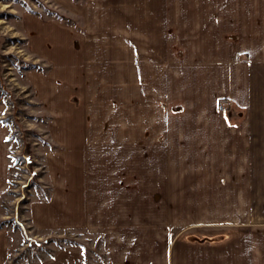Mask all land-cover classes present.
<instances>
[{
	"label": "crops",
	"instance_id": "crops-1",
	"mask_svg": "<svg viewBox=\"0 0 264 264\" xmlns=\"http://www.w3.org/2000/svg\"><path fill=\"white\" fill-rule=\"evenodd\" d=\"M78 8L84 26L79 33L96 45L85 50L121 61L120 69H108L106 75L120 77L122 114L114 123L108 115L111 121L101 131L96 127L81 136L68 126L53 138L61 149L47 158V180L54 189L49 196L36 191L29 218L37 229L52 234L86 229L103 236L107 262L102 264H173L170 203L178 171L206 173L196 184L206 199L214 192L223 195L225 188H236L242 197L256 186L251 161L241 159L251 155L250 146L264 134V0H218L216 7L213 25L223 45L220 55L234 62L218 73V95L231 101L237 122L227 115L211 116L209 72L203 68L193 74L201 82L188 83L178 98L169 84L161 91L150 80L171 73L162 60H177L180 44L188 47L184 59L203 57V50L193 51L194 44H208L214 34L208 5L193 0H85ZM64 43L67 55L73 42ZM229 44L233 50L227 49ZM79 88L94 93L80 94L84 105L102 101L99 84ZM53 97L57 104L69 95ZM174 99L179 102L173 104ZM2 112L0 106V118ZM94 117L93 111L81 118L82 129L97 126ZM7 136L0 123V196L10 179ZM211 156L217 163L211 164ZM210 171L231 172L232 180H210ZM10 235L0 233V264L11 251ZM37 264H84V253L70 245Z\"/></svg>",
	"mask_w": 264,
	"mask_h": 264
},
{
	"label": "rangeland",
	"instance_id": "rangeland-1",
	"mask_svg": "<svg viewBox=\"0 0 264 264\" xmlns=\"http://www.w3.org/2000/svg\"><path fill=\"white\" fill-rule=\"evenodd\" d=\"M83 2L85 0H0V106L3 111L0 123L8 129L10 159L9 184L0 196V233L11 232V251L2 264L41 263L70 245L82 248L84 264L107 262L103 236L86 229L65 230L60 234H56L58 230H51L56 231L52 234L37 229L28 214L37 190L42 189L49 196L54 189L47 180L46 165L48 155L60 149L53 138L68 126L76 128L75 134L81 136L84 131L95 132L96 127L101 131L107 121H111L108 115L111 114L114 123V118L122 114L120 77L106 75L108 69H120L121 61L97 58L94 51L85 50L96 45L79 33L84 30L78 12ZM193 2L204 3L211 11L214 34L210 43L194 44L193 53L203 50V57L184 59L188 47L180 44L177 60H162L171 73L150 77L151 83L161 87V91L163 85L169 84L177 91L178 98L185 93L188 83L201 82L202 77L193 74L203 68L209 72L211 116L227 115L232 122H237L231 101L218 95V73L234 63L228 62L227 54L226 57L220 55L223 45L217 42V28L213 25L218 0ZM65 41L73 42L69 45L72 53H67L68 58ZM226 47L233 50V44ZM89 84H99L102 89V101L99 99L98 104L92 106L84 105L80 98L85 91L87 95L94 94L88 91L90 88L84 91L79 88ZM53 94L69 97L56 104ZM111 100L116 101L115 104ZM173 102L179 101L174 99ZM171 110L175 112L176 106H171ZM93 111L97 126L90 128L87 124L82 129L81 118ZM250 149H253L251 155H245L241 161H251L256 186L243 189L246 192L242 197L237 196L236 188H225L223 195L214 192L207 199L203 198V189L196 184L206 173H176L177 187L170 203L174 216L172 238L176 239L173 264H264V134ZM210 162L217 163V157L211 156ZM208 176L210 180L224 178L227 182L232 180L233 173L223 176L210 171ZM247 176L248 172L244 173L243 179ZM209 189L216 191L217 187ZM103 193L105 191L99 195Z\"/></svg>",
	"mask_w": 264,
	"mask_h": 264
},
{
	"label": "trees",
	"instance_id": "trees-1",
	"mask_svg": "<svg viewBox=\"0 0 264 264\" xmlns=\"http://www.w3.org/2000/svg\"><path fill=\"white\" fill-rule=\"evenodd\" d=\"M2 123H3V121H2Z\"/></svg>",
	"mask_w": 264,
	"mask_h": 264
}]
</instances>
